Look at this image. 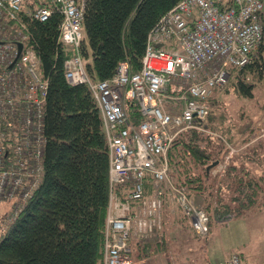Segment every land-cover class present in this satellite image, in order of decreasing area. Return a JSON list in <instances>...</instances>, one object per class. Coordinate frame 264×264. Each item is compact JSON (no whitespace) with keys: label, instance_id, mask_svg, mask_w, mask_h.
<instances>
[{"label":"trees","instance_id":"16d2710c","mask_svg":"<svg viewBox=\"0 0 264 264\" xmlns=\"http://www.w3.org/2000/svg\"><path fill=\"white\" fill-rule=\"evenodd\" d=\"M179 1L87 0L82 21L81 56L90 79H110L121 61L128 63L131 72L137 71L148 32L161 15ZM25 21L27 45L40 59L42 76L48 81L43 105V173L22 206L3 223L7 214L4 212L0 217V264H104L107 214L134 216L139 203L128 198V185L110 182L109 150L101 113L89 87L71 85L64 77V61L74 50L60 39V15L54 12L46 21L30 17ZM259 91H264V31L250 62L241 68L230 67L227 84L215 89L207 101L209 111L202 123L209 130L220 136L229 135L230 146H238L240 142L251 144L234 154L222 173L220 189L225 196L218 199V205L215 200V207L195 203L207 218L206 233L201 235L193 229L167 184L161 183L163 227L138 244L130 243L127 255L131 254L134 262L141 260L144 264H152L162 260L167 264L164 248L171 243L167 241L171 233L165 230L164 213L170 202L175 204L185 230L200 238L206 237L212 222L253 207L264 208V138L255 141L257 133L262 135L264 130L254 135L255 128L264 121V113L258 115L263 121L258 118L245 121L238 136L227 123L224 105L220 104L222 110L213 113L217 105L215 100L224 104L230 92L251 101L260 95ZM129 116L135 123L141 119L133 109ZM1 127L6 131L2 148L12 159H19L21 155L12 150L17 135L11 127L4 124ZM212 138L215 139L193 128L187 129L175 137L169 148L170 180L191 199H194L193 194L206 191L210 194L211 188L187 164L193 162L195 169L199 166L209 175L212 167L207 170V165L220 160L226 152L222 138ZM144 180L146 197L151 194L154 182L148 172ZM207 204L212 205L211 202ZM141 252H144L142 256Z\"/></svg>","mask_w":264,"mask_h":264},{"label":"built area","instance_id":"2783aa9c","mask_svg":"<svg viewBox=\"0 0 264 264\" xmlns=\"http://www.w3.org/2000/svg\"><path fill=\"white\" fill-rule=\"evenodd\" d=\"M86 1L0 0V202L18 197L22 206L43 173L48 81L27 45L25 20L46 21L55 12L61 17L60 39L74 50L64 61V77L71 85L86 84L101 113L110 182L128 185V198L139 203L134 216L108 213L104 264H131V230L144 237L161 228V183L167 184L194 230L206 233L203 211L170 180L167 154L177 135L198 128L207 117V101L226 85L230 67L250 62L263 39L264 1L180 0L148 32L140 68L131 72L121 61L114 75L101 81L90 79L81 56ZM132 109L140 115L138 123L129 116ZM2 124L17 135L12 150L19 159L1 146L6 135ZM147 172L154 186L145 197ZM216 264L248 263L232 253Z\"/></svg>","mask_w":264,"mask_h":264},{"label":"rangeland","instance_id":"374dc122","mask_svg":"<svg viewBox=\"0 0 264 264\" xmlns=\"http://www.w3.org/2000/svg\"><path fill=\"white\" fill-rule=\"evenodd\" d=\"M87 60L90 61L89 58ZM259 93L260 95L258 94V96L250 101V99H241L239 96L230 92L224 99V104L223 102L215 100L217 105H215L213 113L216 114L218 111L222 110L220 104L224 105L228 117L227 123L231 125L233 134L238 136L241 126L245 121L250 118L257 119L261 117L258 115L264 113V91H259ZM253 104H256V107ZM258 119L263 121L262 118ZM193 129L208 135L211 139L217 138H212L214 136L221 137L222 140L219 139L226 146V152L222 158L220 160H214L217 161V164L212 167L209 175H205L202 170L203 168L199 166L195 169L193 162L187 164V167L194 173L200 174L205 184L211 188L210 194L207 193V191L200 194H193L194 203L215 207L214 200L218 205V199L225 196V192H222L220 189L223 178L222 173L231 161L233 155L246 149L251 143L243 144L240 142L238 146H230L227 142L229 135L220 136L218 133L213 132L214 130H209L204 123H201L198 128ZM260 129L264 130V121L259 123L255 128L254 135H256L257 131L260 132ZM257 135L258 137L255 136V141H257L258 138H264V133L262 134L263 136L259 133H257ZM202 145L205 146L204 143H202ZM208 202H211L212 205L207 204ZM0 204V217L4 213L3 211H5V215L7 214V217H3L1 221V223H3L10 215L18 210L21 200L18 197H10L9 199L4 198ZM178 213L173 202H170L169 206H166V211L164 213L166 221L165 230L171 233L169 237L170 241L167 240L171 243L167 246V249L164 248V250L167 252L166 255L168 256V260H170L172 264H216L217 262L227 259V257L235 252L241 254L242 259L248 264H264V208L253 207L240 214L212 222L210 231L206 237L204 236L202 238L198 235L196 236L192 231L185 230ZM130 242H132V244L139 243V241L135 240V237H133ZM143 253L144 252H141L140 256H142ZM158 257H161V255H158ZM131 258L134 260L133 257ZM168 260L166 259L167 264L171 263ZM134 264L144 263L139 260V262L136 261ZM152 264L163 263L162 260H159L157 263Z\"/></svg>","mask_w":264,"mask_h":264},{"label":"water","instance_id":"95a60500","mask_svg":"<svg viewBox=\"0 0 264 264\" xmlns=\"http://www.w3.org/2000/svg\"><path fill=\"white\" fill-rule=\"evenodd\" d=\"M19 49H21V44H19ZM217 164V161H214L212 163H210L208 166H207V170L213 166H215Z\"/></svg>","mask_w":264,"mask_h":264},{"label":"crops","instance_id":"0c3cea01","mask_svg":"<svg viewBox=\"0 0 264 264\" xmlns=\"http://www.w3.org/2000/svg\"><path fill=\"white\" fill-rule=\"evenodd\" d=\"M4 210H6V209H4ZM3 212H5V211H3ZM3 212H2V213H3Z\"/></svg>","mask_w":264,"mask_h":264}]
</instances>
